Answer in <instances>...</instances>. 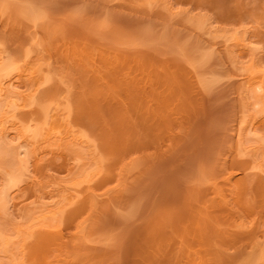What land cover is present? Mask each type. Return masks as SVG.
Segmentation results:
<instances>
[{"label": "rangeland", "instance_id": "374dc122", "mask_svg": "<svg viewBox=\"0 0 264 264\" xmlns=\"http://www.w3.org/2000/svg\"><path fill=\"white\" fill-rule=\"evenodd\" d=\"M148 1L0 0V48L20 59L23 74H13L20 91L43 67L51 78L39 95L64 81L53 108L64 95L94 101L87 119L94 153L54 134L10 159L20 175L6 193L11 209L82 191L50 230L58 241L41 248L42 264H253L248 256L264 246V110L238 89L245 80L264 84V0ZM28 5L40 12L36 19L23 13ZM242 36L250 45L235 47ZM247 101L259 127L244 141L235 135ZM102 129L113 138L125 132L128 147L98 164ZM235 140L246 144L233 149ZM85 168L91 180L75 187ZM3 182L0 172V192ZM88 188L96 208L68 217ZM10 210L0 211V233L8 236L25 222ZM0 264H11L1 251Z\"/></svg>", "mask_w": 264, "mask_h": 264}, {"label": "bare ground", "instance_id": "6f19581e", "mask_svg": "<svg viewBox=\"0 0 264 264\" xmlns=\"http://www.w3.org/2000/svg\"><path fill=\"white\" fill-rule=\"evenodd\" d=\"M147 2H149V1L147 0ZM149 3H151V2H149ZM169 8L170 7H168V9ZM22 9H23L22 10L23 13L28 15L32 19H36L40 15V12L37 11L38 9L36 10V8L33 6H30V5L24 6ZM204 21L205 20H203L202 24L205 25ZM206 26H207V24H206ZM208 26H209V29L210 28L212 29L213 25H211V27H210V24H208ZM215 36H212V37H215ZM245 37H246V35H245ZM244 38L242 36V39L240 38L241 40L240 39L237 40L238 43H235L234 46L238 47L239 45H242V46L246 47V46H248L247 45L248 43L250 45L251 42H248V39L246 40L247 42H245ZM240 41H242L243 43L241 42L242 44H239ZM1 43L2 42L0 41V45H1ZM245 43H246V45H243ZM242 46H240V48H243ZM226 49H228L226 51H229V48H226ZM216 51H217V49H216ZM230 51L232 54L233 50L231 49ZM211 52H212V49H211ZM5 54H6L5 51L0 48V172L2 174V179L4 181L3 182L4 188L0 192V211H6V210L9 211L11 209V204H9V206H8L9 209H7L8 208L7 207L8 202L13 199V197H9L10 196L9 195V188L11 186L16 185L17 182L19 181V176H20L19 172H18L19 169L16 170L15 168H13L14 166L17 167V165H16V163L13 164L12 162H10V161H12V160H10L11 157L13 159L14 157H16L18 155V153L15 150L18 149L21 152H22V150H25L23 152L26 154L27 151L29 152V149H35L34 147H32L34 144H36L39 141H44L48 138V136H51L54 134H62V135H64L63 138H67L70 136V137H72V139L74 141H76V143L78 145H81L82 147H86V149L88 148L92 153L95 152V147H97L95 139H93L92 138L93 135H91L93 133V130L89 128V120H87L89 118V104H91L94 101L89 103L88 100L86 99V101L88 102V105H86L87 102H86V104H84L85 103L84 98H82V100L84 99V101H82L81 99H78V98H77L78 100L76 98H74V99L71 98L72 101L74 100L73 103H71L72 101L71 102L68 101V100H70V98L68 96L65 97L66 95H64L66 100L64 99V97H62L63 98L62 100H59L60 101V107L62 104L64 106L62 105L61 108L57 107V110H58L57 111L56 108H53L55 106V104L54 105L52 104L53 106H51L50 103L55 98L60 97V95L59 96H57V95L61 93L59 91V89H61L60 87L63 86L64 81L63 82L60 81V83H63V84L60 85V83H58V86H56L55 88H53V87L48 88L49 90L45 89L48 92V93H46L47 96L45 94L46 91L44 89H43L44 96L43 95L41 96V94L39 95V93H43L42 91L39 92V90H42L39 88L41 86H43L44 84L48 83L50 81L49 79L51 78V77L49 78V75L46 74L49 72H46L47 70H44L43 67L42 68L37 67V69H34L31 71L32 73L31 72L29 73V75L31 74L29 84H27L28 86L24 85V87H26L27 90L24 88V90H23L24 92L21 90L23 92L22 93L20 91V88H22V87L16 83V82H19L20 80H15L13 77V74H15L17 71H19V74H23L24 70H20L19 66H18L20 59L18 58V55L7 56ZM15 54H17V52H15ZM258 54L261 55L260 53H258ZM27 55L28 54H26V52H25L24 56L26 57ZM254 55H255V53L253 52V56ZM255 56H257V55H255ZM253 58H255V57H253ZM254 60H257V62H259L258 61L259 57L257 59H253V65L255 64V67H253V68L259 70L260 67L258 69L257 67L259 65L257 66V64H260V63H255ZM66 61H68V60H66ZM40 65H42V64H40ZM64 74L65 73H63V75ZM63 75H61V76L63 77ZM70 75L74 76V74H72V73ZM263 75H264V73H263ZM64 77H66V75H64ZM253 82H256V81L251 82L250 80H248V81L245 80V81H243L241 86H240V84L238 85V89H239V92L240 93L242 92L243 94L246 93L247 90L252 92L253 96L255 98L257 97V99H255L256 102L254 101L253 105H256L258 107L260 106L259 110L262 111V110H264V100L262 99V97H264V84L256 82V84L254 83V86H253ZM86 83L89 84V82H87V81H86ZM86 83L84 81V84H86ZM56 85H57V83H56ZM59 85H60V87H59ZM66 86H67V84H66ZM64 89L66 90L65 87H64ZM62 90H63V87H62ZM65 90L62 91V94H64ZM53 93L55 94V97L50 96V94L53 95ZM66 93L67 92H65V94ZM247 94H245V95L247 96ZM40 96L42 98H40V100H39L38 97H40ZM49 96L53 99L49 100V98H48ZM43 97L46 99V100L45 99L44 100L47 101L46 104H48L52 107V109L54 111L53 112L51 109V113L53 112L52 114H50V108L51 107L47 106L46 104H45V106H44V104H42ZM250 97L251 96H249V98ZM64 100H65V103H61ZM245 100L249 101V99H247V98ZM245 100L243 99V101H245ZM37 101L39 103L41 101V103L39 104ZM66 102H67V104H66ZM70 103L73 105L71 106ZM95 103L98 104L97 100L95 101ZM245 103L246 102L243 103L244 106L241 103V106H243L244 109L248 110L247 107L245 106ZM251 103L252 102H250V104H249V102H248L249 106L251 105ZM36 104H38V105H36ZM57 105L58 104L56 103V106ZM31 106H33V108ZM36 106H38L39 108ZM94 107L97 108L98 105H95ZM252 107L250 106L248 111L243 110L246 114H244V113L242 114V111H241V114L245 115V116L241 117V118H243V120L240 118L242 122L240 120L238 121V123L239 122H240V124L242 123L241 124L242 126L239 124V127H242V128H241V130L236 131V133L238 132L237 133L238 136L235 135V137H239L244 132L248 133L249 135L248 134L245 135V133H244L243 135H245V136H240V138L246 137L244 139V141L248 139L247 135L251 136V137H257L258 136V134L256 133V131L259 127L258 126L259 125L258 124V117L256 116V113L251 112V109L255 108L254 106H252ZM23 108L28 109V111L32 109V111H31V113L27 112L28 114L26 112H24L25 114L23 113L21 116H19V119H18L17 118V112L21 111V109H23ZM34 108H37V109H34ZM33 109H34V111H33ZM91 110H92V108H91ZM111 110H113L114 114H116L117 111H115L114 109H111ZM55 111H57V112L55 113ZM18 113H20V112H18ZM53 114L55 115V117L52 116ZM117 114L119 115L121 113L117 112ZM18 115H20V114H18ZM52 117H54V118H52ZM120 117L123 119L122 115H120ZM237 119H239V118H237ZM37 120L39 123L37 122ZM126 122L128 123V121L125 120L124 125L126 124ZM99 133H100V137H99L100 149L102 150L104 155L102 157L101 156L96 157L97 155L94 156V157H96V158H94L95 162L98 164H101L102 160L107 159V156H108V158L109 157L114 158V156L117 155V152L119 150H124L128 147L126 140H124L125 136H127V135H125L126 133L123 131L121 132V137H119V138H113L111 136V133L108 131L105 132L104 129H102V131ZM252 133H255V135L256 134L257 135L252 136ZM240 138H236V140L240 139ZM241 139L238 141H242ZM18 140H19V142H17V145L14 144V142H16ZM236 140H235V143H233L234 144L233 149L234 148L237 149L236 147H238V146L242 147L243 144L244 145L246 144L243 141L244 143L240 142V145H239L238 144L239 142ZM241 143H242V146H241ZM8 144H10V145H8ZM10 146L12 148H10ZM245 147L246 146H244L243 148H245ZM243 148H242V150H244ZM256 148H258V147H256V146L253 147V149H256ZM259 149H260V147H259ZM14 151L16 152V154ZM20 151H18V152L20 153ZM263 151H264V149H263ZM238 153H239V151H238ZM258 155H261V154H258ZM22 157H23V155H22ZM261 158H262V156H261ZM8 162L10 163L9 165L7 164ZM242 165H243V163H242ZM17 168H19V167H17ZM87 169L89 171V168H87ZM87 169H86V172H88ZM84 170L81 173H84L85 172ZM96 174L97 173L95 172L94 175H96ZM91 178H92V175L89 174V172L85 173L83 178L81 180L79 179L73 185L76 187V186H79L83 182L88 183L91 180ZM236 182H237V180L231 181L230 183L235 184ZM261 182H262V184H260ZM259 185H260V187L262 186L261 188L264 190V180L260 181ZM81 192L74 194V193H69L67 191V192L59 193V195L56 194V196H54V194H53V200L54 201L49 200L50 202H46V201H41L38 199V202L39 201H41V202L38 203L37 201H34L33 207L29 206V207L24 208V210L22 209L23 206L20 208L19 207L16 208L15 204L13 205V208L10 211H12L13 214L15 212L16 213L15 215L21 219H24L25 222H23L22 224H18V223H16V225L14 224L13 235L10 234L8 236V235L0 233V251L3 252L4 255H6L10 258L11 264H24L25 261L23 260V257L26 260H29L31 262L32 261L35 262L38 259H40L39 262L40 261L41 262L39 264L43 263L42 262L43 261L42 260V252H40L41 248L50 242L55 243L58 241V238H57L58 236H55V235L53 236L52 234H50V230L57 227L63 221V218L67 216V210H68L67 208L69 206H71L72 204H76L77 201H79V199H80L79 194ZM6 193H8L9 196H7ZM57 196H58V199H56V201H55L54 197H57ZM88 196H89V188L87 189V197ZM223 196H225L224 197L225 201H224V198H222ZM87 197L82 200L83 202L80 204V206H76L75 208H73V211L71 212V214L68 217H70V218L75 217L74 215L79 214L86 207L89 208L90 210H94L96 208L95 198L92 196L88 197V198ZM222 197L221 198H222L223 203L226 202V206H225V203H224V206L228 207L229 203H227V202L229 200L226 201L228 198L226 199V195H223V194H222ZM36 202L38 204H36ZM263 203H264V199H263ZM34 204H36V206H34ZM14 208H16V209L13 212ZM263 209H264V207H263ZM91 212H93V211H91ZM7 216H8V214H7ZM57 222H59V223L56 225L55 223H57ZM78 226L80 229H83L82 224L79 223ZM207 227L208 226H206V228H204V227L203 228L207 229ZM258 240H259V238H258ZM254 241H255L254 243H256V240H254ZM254 243H253V245H254ZM261 246H262V248H256V250H254L256 252H255V255L253 252V254L251 255L252 258L251 257L249 258V256H248L249 261L251 259H252V261H254L253 264L256 262L259 264H264V246L263 245H261Z\"/></svg>", "mask_w": 264, "mask_h": 264}]
</instances>
